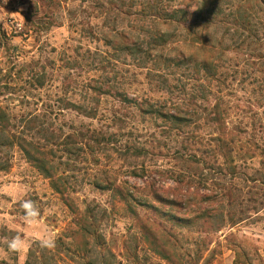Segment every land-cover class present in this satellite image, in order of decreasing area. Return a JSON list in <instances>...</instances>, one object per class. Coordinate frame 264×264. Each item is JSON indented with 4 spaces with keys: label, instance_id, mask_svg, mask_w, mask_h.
Wrapping results in <instances>:
<instances>
[{
    "label": "rangeland",
    "instance_id": "obj_1",
    "mask_svg": "<svg viewBox=\"0 0 264 264\" xmlns=\"http://www.w3.org/2000/svg\"><path fill=\"white\" fill-rule=\"evenodd\" d=\"M0 264H264V0H0Z\"/></svg>",
    "mask_w": 264,
    "mask_h": 264
},
{
    "label": "clouds",
    "instance_id": "obj_2",
    "mask_svg": "<svg viewBox=\"0 0 264 264\" xmlns=\"http://www.w3.org/2000/svg\"><path fill=\"white\" fill-rule=\"evenodd\" d=\"M20 207L24 212V220L29 226H33L39 221L40 210L33 200L25 199L21 201ZM36 240L42 248L50 250L55 247V238L51 233H40ZM7 248L9 252L22 254L26 250V244L22 236L17 234L7 242Z\"/></svg>",
    "mask_w": 264,
    "mask_h": 264
}]
</instances>
